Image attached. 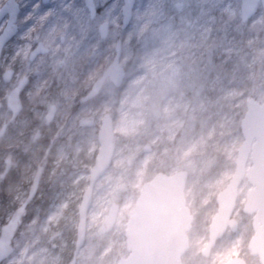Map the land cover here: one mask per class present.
<instances>
[{"label":"rangeland","instance_id":"1","mask_svg":"<svg viewBox=\"0 0 264 264\" xmlns=\"http://www.w3.org/2000/svg\"><path fill=\"white\" fill-rule=\"evenodd\" d=\"M18 1L22 31L9 47H20L25 71L31 72L33 81L24 92L27 109L17 124L24 125L26 113L34 112L37 106L47 108L55 81L66 88L68 102L65 113H58L53 122L52 131L36 142L31 143L34 129L30 135L23 131V136L7 131L3 138L9 145L21 144L8 152L21 168L26 188L37 166L45 164V169L38 192L15 231L14 251L2 264L70 262L78 206L99 147L101 117L106 112L113 119L114 154L106 175L95 182L84 245L75 264H115L125 256L127 213L141 184L158 172L179 171L186 172L184 193L193 214L182 264H221L232 256H240L248 264H261L247 247L253 230L252 216L242 211L251 187L246 178L238 188L233 214L238 220L237 230H227L208 256H202L201 250L216 211V196L235 168L243 141L240 121L247 102L251 98L264 100V8L260 5L242 21L241 0H135L123 34L120 64L126 75L121 87L106 79L93 98L78 105L82 93L114 55L123 1L94 0L98 14L93 19L83 0H50L51 8L44 10L32 0ZM104 20L110 30L100 39L97 25ZM47 24L54 27L51 34L73 27L77 33L70 48L78 53L73 60L66 58L69 61L63 72L53 74L58 77L51 84L45 72L37 68L48 56L34 62L27 57L28 47L44 33ZM81 32L83 36H79ZM159 49L163 50L155 54ZM5 56L11 59L9 54ZM60 56L58 59H63ZM3 64L1 60L0 66ZM139 67L143 70L137 73ZM20 75L21 69L16 76ZM132 101H136L139 117L125 135L116 125L121 109ZM175 119L179 126L168 134L172 126L167 127V123ZM119 148L122 155L115 160ZM24 197L23 191L20 201ZM112 203L119 205L116 222L99 234L97 228Z\"/></svg>","mask_w":264,"mask_h":264},{"label":"water","instance_id":"2","mask_svg":"<svg viewBox=\"0 0 264 264\" xmlns=\"http://www.w3.org/2000/svg\"><path fill=\"white\" fill-rule=\"evenodd\" d=\"M47 1L42 0V2ZM134 2L135 0H123L121 23L116 32L113 59L102 74L94 80L83 100L96 95L106 78L115 86L121 87L125 77V70L120 64L122 35L130 22ZM259 3L264 8V0H241V20L246 21L250 18L256 12ZM84 4L90 17H93L96 13L94 0H84ZM19 10L16 0H5L0 6V21L6 14L8 15L0 32V54L4 44L18 31L16 19ZM97 31L100 37H105L108 34V23H100ZM41 51L43 49L39 43L30 52V59ZM2 76L4 81H8L11 77V70L4 71ZM23 84L24 79L7 96V105L12 111V117L20 109L18 94ZM49 115H51V109L47 117ZM240 128L243 141L238 147L235 168L228 183L216 196L217 209L210 219L207 243L201 254L208 256L216 241L228 229L236 231L238 222L232 215L235 210L238 188L242 180L246 178L251 187L246 193L242 210L252 214L253 229L248 248L251 254L257 255L260 263L264 264V101L260 103L253 98L248 100ZM97 139L99 147L94 164L89 169L88 185L82 192L78 206L75 246L68 264H75L76 255L84 245L87 214L92 204L94 185L110 165L114 154L113 119L107 112L102 115ZM248 160H251L250 165L247 164ZM9 166L10 158L8 157L5 159L4 172L9 169ZM42 170V166L37 168L27 196L0 228V263L8 259L13 251L11 241L15 229L27 204L37 191ZM185 181L186 172L179 171L171 174L158 172L151 179L142 183L138 196L127 214L125 227L127 254L120 257L115 264H182L181 255L188 247L187 231L190 229L193 219L190 209L186 205ZM118 209V204H110L106 217L98 226L99 234L109 231L114 226ZM223 264L247 263L242 257L233 256Z\"/></svg>","mask_w":264,"mask_h":264},{"label":"flooded vegetation","instance_id":"3","mask_svg":"<svg viewBox=\"0 0 264 264\" xmlns=\"http://www.w3.org/2000/svg\"><path fill=\"white\" fill-rule=\"evenodd\" d=\"M4 1V0H3ZM19 4V13L17 15L16 19V24L18 26V31L17 33L10 39L8 40L0 54V61H3V66H0V152H3V154H0V180L6 179V177L11 173L12 175H17L20 176V178L23 177L22 170L18 165H15L16 163L13 160V155L8 152L9 149L13 150L14 147H19L21 144H8L6 140H3L4 136L6 135V132H10L12 134H18L20 132V135L23 136L25 134H28L32 129H34V133L31 134L29 133L30 136H32L33 140H31V143L36 142L41 138L42 135H45L46 132L52 131V124L55 121L56 117L58 116V113L63 114L65 113L64 111L67 110V102H68V97L65 96V87L61 86L60 82L55 81L56 83L54 84L55 87L53 96L50 97L48 95V106L45 109L43 106H37L34 112L31 113L27 112L25 117V123L24 125H19L17 124L18 119L21 117L22 112H24L27 108L26 102L23 100L24 97V92L26 91V88L28 85H30L33 81L31 77V72L30 71H25V66L23 63V52H21L20 47L16 49H11L9 47L10 44L13 43L14 39L21 33L22 29H20V26L18 25V19L20 18L21 14V8H20V2L16 0ZM84 1V0H83ZM33 4H39L42 6L41 10L51 8L49 5L50 0L47 2H42V0H32ZM2 4V3H1ZM0 4V5H1ZM85 5V4H84ZM96 6V4H95ZM88 10V9H87ZM98 14V9L96 7V13L93 17H90V19H93L96 15ZM7 20V15L2 18L0 21V26L1 24L4 25V23ZM106 21V20H104ZM109 23V22H108ZM98 26V25H97ZM109 26V24H108ZM110 27V26H109ZM2 28V26H1ZM54 29L53 25L50 24V26L47 24L44 27V33H42L40 36L39 34L37 35V38L34 43L31 44L30 47H28V53L27 57L29 62H32L35 60V58L41 57V56H48L43 62H41V66L38 65L37 68L45 72V78L50 80L49 84L53 82V80H57L56 78L58 77L56 74L61 71L63 72L64 66L67 64L69 60H66V58H71L73 60V57L76 56L78 53L77 50H74L73 48H70V45L72 44L73 41L77 40V33L76 29L73 27L69 31H64V32H59L57 35L51 34L52 30ZM81 29V28H80ZM1 30V29H0ZM63 30V29H61ZM82 30V29H81ZM110 30V28H109ZM56 36H58V39H56ZM79 36H83V33L81 32ZM100 39H104L105 37H100ZM41 44V47L43 51L37 53L32 59H30V52L36 47L37 44ZM6 54H9L11 56V59H9V56H5ZM62 55L63 59H58ZM13 57V59H12ZM6 58V59H5ZM12 60V61H10ZM22 60V62H21ZM57 62L55 63V61ZM71 60V61H72ZM34 62V61H33ZM6 66V67H5ZM75 66V64H73ZM3 67V68H2ZM69 67L70 65H67L65 68L66 72L69 73ZM21 69L22 75L19 77L16 76L17 72ZM31 69V68H30ZM6 70H11V77L8 81L3 80V72ZM34 71L33 69H31ZM97 78V77H96ZM95 78V79H96ZM17 79V82H14ZM24 79V84L19 90L18 94V101L20 103V109L18 113L12 117V111L7 105V96L11 92V90L17 86V84ZM84 93V92H83ZM81 98L79 99V104L80 103L86 102L87 100H83L84 95L83 94ZM93 98V97H92ZM29 105L33 106L32 103H29ZM32 106L30 108H32ZM65 107V108H64ZM51 109V115L48 116V112ZM64 110V111H63ZM20 126V127H18ZM23 131L25 134H23ZM22 143V142H21ZM22 152V151H21ZM9 155L11 157V165L9 170L4 172V159ZM23 158V157H21ZM45 165V164H44ZM45 167L43 168L44 171ZM3 174V175H2ZM43 175V173H42ZM32 179V178H31ZM42 179V177H41ZM30 185V184H29ZM21 187V186H20ZM17 187V193L19 196H23V191L24 195H27V191L29 186L27 188H22ZM39 188V187H38ZM38 192V190H37ZM26 193V194H25Z\"/></svg>","mask_w":264,"mask_h":264},{"label":"trees","instance_id":"4","mask_svg":"<svg viewBox=\"0 0 264 264\" xmlns=\"http://www.w3.org/2000/svg\"><path fill=\"white\" fill-rule=\"evenodd\" d=\"M26 183L23 182V178L14 174L12 175L11 173L6 179L0 180V226L6 221L13 209L20 202L21 196L17 193V187L21 186L20 189L26 188ZM30 204L31 203L27 206V209Z\"/></svg>","mask_w":264,"mask_h":264},{"label":"bare ground","instance_id":"5","mask_svg":"<svg viewBox=\"0 0 264 264\" xmlns=\"http://www.w3.org/2000/svg\"><path fill=\"white\" fill-rule=\"evenodd\" d=\"M172 37V36H170ZM164 42H166L167 38H163L162 39ZM163 49H159L157 50V52L155 54H158L159 52H161ZM142 67L137 68V73H139L140 71H142ZM125 104V102H124ZM138 110V106L136 105V101H132L131 103H127L123 106V108L121 109V113L119 115V120L117 122V130L120 131L123 134H127V132L132 128V125L134 124L135 119H137L139 117V114L137 113ZM172 126V127H171ZM179 126V121L177 119H175L172 123H167V127H171L167 132L168 134H170L172 131L176 130V128ZM123 150L121 148H119V150H117L116 154V159L118 160L119 157L122 155L121 152ZM107 171H105L101 178L106 175ZM91 212V210H90Z\"/></svg>","mask_w":264,"mask_h":264}]
</instances>
